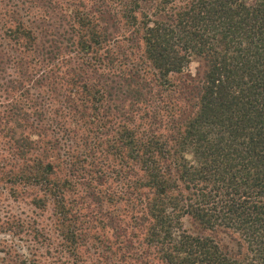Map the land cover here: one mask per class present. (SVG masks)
Here are the masks:
<instances>
[{"label": "trees", "instance_id": "obj_1", "mask_svg": "<svg viewBox=\"0 0 264 264\" xmlns=\"http://www.w3.org/2000/svg\"><path fill=\"white\" fill-rule=\"evenodd\" d=\"M2 190L4 264H264V0H0Z\"/></svg>", "mask_w": 264, "mask_h": 264}, {"label": "rangeland", "instance_id": "obj_2", "mask_svg": "<svg viewBox=\"0 0 264 264\" xmlns=\"http://www.w3.org/2000/svg\"><path fill=\"white\" fill-rule=\"evenodd\" d=\"M202 67V62H200V59L197 57H193L192 61L186 68V72H190L192 74H197L198 70H200ZM177 77V76H175ZM33 209L32 206L24 203V202H14L11 196L8 194L6 190H2V193L0 194V216L3 218L4 212L6 210H11L12 212L19 213L21 210H25L28 213H31V210ZM186 226L192 230V231H200L197 228V225L193 224L191 221L186 220ZM2 228L0 227V264H4L5 261V255L2 251L5 247H14L17 249H20L23 253L29 254L30 249L33 248L35 245L34 241H32L31 237L28 235H25L24 233L20 235L13 234L12 232H2ZM205 233H212L209 230H207ZM213 235H216L218 239H221L222 242L227 243L230 241V238L226 236L225 234L221 232L213 233ZM6 241V242H5ZM35 247V246H34Z\"/></svg>", "mask_w": 264, "mask_h": 264}]
</instances>
